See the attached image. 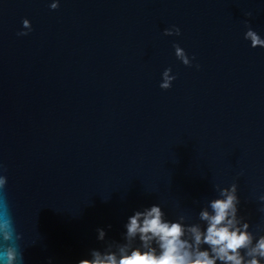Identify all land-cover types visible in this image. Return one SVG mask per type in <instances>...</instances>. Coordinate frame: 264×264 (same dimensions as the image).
<instances>
[{"label":"water","instance_id":"water-1","mask_svg":"<svg viewBox=\"0 0 264 264\" xmlns=\"http://www.w3.org/2000/svg\"><path fill=\"white\" fill-rule=\"evenodd\" d=\"M50 3L0 0V163L25 264H78L153 203L195 219L233 182L264 230V48L244 39L264 37V0Z\"/></svg>","mask_w":264,"mask_h":264},{"label":"clouds","instance_id":"clouds-1","mask_svg":"<svg viewBox=\"0 0 264 264\" xmlns=\"http://www.w3.org/2000/svg\"><path fill=\"white\" fill-rule=\"evenodd\" d=\"M59 6L60 0H51L49 4L52 10ZM22 26L17 35H28L30 20L24 19ZM163 35L180 36L181 30L172 26L165 28ZM244 39L252 48H264V37L251 27ZM173 48L178 61L186 67L193 66L195 56L190 57L179 44L174 43ZM195 67L199 68V64ZM175 79L172 69L166 68L159 87L168 90ZM5 172L0 163V264H25L18 243L23 234L15 227L4 191L8 183ZM238 191L235 182L215 186L216 195L199 207L195 219L186 214L170 218L159 203L136 209L123 225L122 242L107 241L106 230L98 228L96 238L104 242L103 248L90 249L78 264H264V230L253 231L250 222L240 214ZM257 200L258 211L264 213V193ZM48 264H52L51 259Z\"/></svg>","mask_w":264,"mask_h":264}]
</instances>
